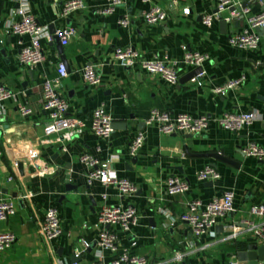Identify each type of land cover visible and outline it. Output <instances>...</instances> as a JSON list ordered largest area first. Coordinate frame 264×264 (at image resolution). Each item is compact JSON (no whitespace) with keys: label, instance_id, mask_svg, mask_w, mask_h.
I'll use <instances>...</instances> for the list:
<instances>
[{"label":"crops","instance_id":"obj_1","mask_svg":"<svg viewBox=\"0 0 264 264\" xmlns=\"http://www.w3.org/2000/svg\"><path fill=\"white\" fill-rule=\"evenodd\" d=\"M68 1L0 0V85L13 95L0 108V187L9 191L7 195L0 193V200L14 201L18 210L7 221H0V232L16 236L15 243L0 255V264H110L124 249L146 256L152 264H249L238 254L252 245H264L262 241L251 235L225 243L221 239L229 231H246L248 223L264 225V220L250 211L253 206L264 205V159L243 153L251 143L264 148V34L258 50L234 48L229 39L243 30L249 19L242 14L233 17V10L248 7L255 16L264 12V0H235L236 7L223 14V19L231 18L225 20V27L223 19H217L211 28L203 21L217 11L215 0H126L110 14H102L109 8V0H81L85 8L63 20L61 6ZM156 5L167 13V20L149 26L143 13ZM20 10L30 11L49 29L52 25L56 30L73 27L76 35L61 48L44 40L46 61L33 68L23 67L20 51L30 39L9 32ZM124 16L130 18L127 28L119 24ZM130 45L147 57L169 56L180 61L187 52L205 54L206 77L200 80L201 85L195 78L182 83L195 70L182 67L179 84L170 86L141 70L123 69L115 62L114 53ZM63 59L68 77L57 90L70 104V116L90 126L93 113L104 106L114 120L110 139L89 131L71 139L45 135L48 115L42 107L43 85L57 78ZM88 65L100 71V86L85 83L82 71ZM243 77L246 80L240 88L223 96L215 93V88ZM20 106H27L32 113L22 116ZM155 109L174 115H206L211 125L201 135L166 136L157 126H146ZM246 111L258 113L262 119L241 133L226 131L219 124L227 113ZM141 131L147 134L146 143L132 157L129 143ZM36 152L41 157L36 175L29 171L22 176L14 171L15 161L26 168L25 160ZM213 154L230 159L234 165ZM85 155L118 178L128 179L137 192L124 196L118 187L99 182L89 185L92 168L82 163ZM206 166L215 168L221 178L198 181L197 175ZM11 177L13 180L8 181ZM169 177L186 180L190 192L169 197L165 189ZM68 185L72 186L70 191ZM224 192H234L236 213L221 221L207 237L196 239L179 219L192 201L209 202ZM105 206L134 207L139 217L132 235L118 226L107 227L119 239L114 252L100 249L95 242L102 230L99 211ZM49 208L58 210L64 229V236L54 243L39 233ZM82 240L92 243L87 251ZM77 251L82 253L80 257H76ZM178 254L180 261L175 259Z\"/></svg>","mask_w":264,"mask_h":264},{"label":"built area","instance_id":"obj_2","mask_svg":"<svg viewBox=\"0 0 264 264\" xmlns=\"http://www.w3.org/2000/svg\"><path fill=\"white\" fill-rule=\"evenodd\" d=\"M126 0H109L110 6L102 14L112 13L116 7L125 3ZM145 3L150 0H143ZM217 3V11L204 17V25L211 28L217 19H223L224 13L231 8L236 7L235 0H215ZM84 3L81 0H70L61 6V19L70 18L75 12L84 9ZM249 16L247 25L240 32L232 35L229 43L232 47L241 50H258L261 45L262 37L258 32L259 29L264 30V12L252 16L251 10L243 6L239 10L234 9L233 17L240 15ZM143 19L149 26H157L163 24L167 20V13L158 5L153 6L150 10L143 13ZM224 20L230 21L231 18ZM120 26L129 27L130 18L124 16L120 22ZM12 35L29 38L28 44L22 45L19 63L23 67L33 68L41 65L46 61V55L42 42L44 40L53 42L57 36L62 46H68L76 35V29L73 27H64L56 30L55 34L50 32L48 26L42 25L37 17L28 10H20L17 13L15 21L12 22L10 31ZM114 60L117 65L127 70H141L150 75L160 77L170 86H177L181 78L182 67H192L202 69L195 77L198 85L200 80L205 79L206 73L203 66L208 60V56L200 52H187L183 60H172L169 56L153 55L147 57L139 52L133 46L120 47L115 50ZM58 76L53 81H46L43 85L42 107L48 115V120L44 125V133L46 136L63 135L69 139L88 131L103 139H110L113 135L114 120L106 112L104 106L96 109L93 113L90 126H87L82 120L70 116V104L63 99L58 93V88L63 79L68 77V69L61 61L57 67ZM85 83L90 87H98L102 84V75L100 71L93 65L86 66L82 71ZM194 80V79H193ZM246 77L237 79L227 83L223 87L215 88V93L219 96L226 95L231 90L240 88L245 82ZM13 95L9 89L0 85V108L2 105L12 98ZM22 116H29L32 111L27 106H20ZM262 117L252 111L240 113H227L221 119L219 124L223 129L232 133H241L250 128L256 121ZM211 125V119L206 115L193 117L190 115H174L168 111L155 109L152 111L150 118L146 121V126H157L159 131L166 136L176 135L178 133H186L190 135H201L205 133ZM147 140V134L141 131L129 143L128 153L132 157H136L143 149ZM14 149V148H13ZM14 151H18L16 148ZM243 153L250 158L259 160L264 159V148L256 143H251L243 149ZM2 152L0 151V157ZM41 157L39 153H34L25 160V166L30 171V175H36V169ZM82 163L91 167L92 172L89 175L88 183L92 185L99 182L106 187H118L124 196H132L137 192V187L128 179H120L116 175L111 174L106 168L100 167L99 161L90 155H85L81 159ZM19 162L15 161L12 165L18 172ZM43 175V174H40ZM0 172V178H1ZM221 178L220 173L211 166H206L198 175L200 182L217 181ZM12 177L8 181H12ZM166 193L169 197L176 195H186L191 190V185L184 179L178 177H169L165 182ZM17 206L14 201L0 200V221H7L10 217L17 214ZM251 213L256 217L264 220V205L253 206ZM236 213L235 194L234 192H224L219 197L209 202L201 199L192 201L188 205L187 212L179 219L185 223L190 233L196 238L201 239L211 234L221 221L226 220L230 215ZM99 223L102 227L95 242L98 247L104 251H117L119 239L116 234L107 230V227H120L123 233L132 235L133 231L139 225V217L134 207L122 209L120 207L105 206L99 211ZM247 230L229 231L221 242L236 241L244 235H251L256 241L264 243V225L248 223ZM40 236L48 243H54L64 236L62 220L57 209L49 208L44 216V220L40 227ZM16 241V236L8 231L0 232V255L6 252ZM81 245L84 251L91 248L92 243L82 240ZM135 246V243H134ZM81 252L77 251L76 257L81 256ZM177 261L181 260V255H176ZM79 264V263H75ZM94 264H105L102 261ZM110 264H152L151 261L142 255H136L129 249H124L118 257ZM161 264V263H153ZM231 264H238L231 262Z\"/></svg>","mask_w":264,"mask_h":264},{"label":"water","instance_id":"obj_3","mask_svg":"<svg viewBox=\"0 0 264 264\" xmlns=\"http://www.w3.org/2000/svg\"><path fill=\"white\" fill-rule=\"evenodd\" d=\"M225 25H226V22L223 19L222 26L225 27ZM50 32L52 34L56 33L55 26L52 25L50 27ZM258 32L260 33V35L264 34V30H262V29H259ZM54 43L56 44L57 47L61 48V41H60V39L57 36L54 37V42H52V45H54ZM62 62H63V64H65V66L68 69L66 61L63 59ZM201 71H202V69L194 70L192 73H190L187 77H185L182 80V83L184 81L187 82V81H190L191 79H194L195 77L198 76V74ZM114 129H115V127H114ZM212 156L214 158H216V159H220L221 161H224L225 163H229V164H233L234 165V162H232L230 159H227L226 157H222L221 155H218V154H213ZM13 169H14V171H16L14 166H13ZM17 170L22 176H24L26 173L28 174V172H29V170L26 169L22 163L18 164ZM71 189H72V186L68 185L67 186V191H70ZM0 193H3L5 195H7V194H9V191L0 187ZM16 196L17 195H15L14 197L16 198ZM238 256H239L240 260L243 261V262H247L249 264H260V262H264V245H262V246L252 245V246L249 247L248 250L240 252L238 254ZM78 261L79 260H77V262Z\"/></svg>","mask_w":264,"mask_h":264}]
</instances>
